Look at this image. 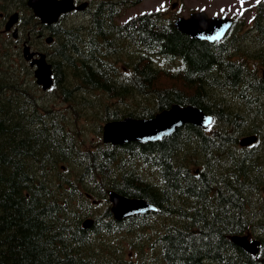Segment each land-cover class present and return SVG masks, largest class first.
<instances>
[{
	"label": "trees",
	"instance_id": "obj_1",
	"mask_svg": "<svg viewBox=\"0 0 264 264\" xmlns=\"http://www.w3.org/2000/svg\"><path fill=\"white\" fill-rule=\"evenodd\" d=\"M130 1L100 0L87 19L63 15L40 29L31 15L35 34L55 36L47 91L100 110L102 123L175 103L196 105L213 122L185 123L153 142L87 146L74 122L35 94L22 55L4 51L0 264H264V0L213 42L180 31L163 10L119 22ZM252 133L258 141L241 145ZM68 161L82 168L76 180L58 175ZM109 190L157 209L115 219ZM245 233L260 240L258 254L231 240Z\"/></svg>",
	"mask_w": 264,
	"mask_h": 264
},
{
	"label": "water",
	"instance_id": "obj_2",
	"mask_svg": "<svg viewBox=\"0 0 264 264\" xmlns=\"http://www.w3.org/2000/svg\"><path fill=\"white\" fill-rule=\"evenodd\" d=\"M33 12L40 17L43 23L49 25L58 21L61 14L73 9H83L86 3L78 6L74 0H27ZM18 11L9 15L5 29L10 30L19 21ZM233 23L230 16H210L205 10L192 12L188 17L178 16L173 24L180 31L200 40L215 41L221 39ZM220 33L218 39H209ZM13 35L17 37L18 28L15 27ZM47 42L53 37L46 38ZM24 56L34 68L37 84L44 90L49 89L54 83L52 63L47 59L44 51H32L29 44L23 48ZM264 78V68L262 69ZM213 121L210 113L203 111L196 105H181L175 103L151 117L126 116L122 119L109 120L103 126V140L113 144L125 143L129 140L140 142H153L171 135L185 123H192L207 128ZM257 140L256 134L246 135L240 139L241 145H250ZM112 203L111 209L116 219H123L137 214L156 210V205L141 197H128L114 190L109 192ZM92 218L84 221V226L92 225ZM231 240L252 254H258L260 240L252 237L250 233L234 234Z\"/></svg>",
	"mask_w": 264,
	"mask_h": 264
},
{
	"label": "rangeland",
	"instance_id": "obj_3",
	"mask_svg": "<svg viewBox=\"0 0 264 264\" xmlns=\"http://www.w3.org/2000/svg\"><path fill=\"white\" fill-rule=\"evenodd\" d=\"M84 1V0H82ZM90 2L89 8H94L100 0H87ZM136 1L134 4L132 2H126L125 6L122 8V14L119 16L118 21L123 22L134 16L137 13L142 12H150L154 10H163L166 12L168 16L172 19H175L178 16H189V14L193 11L204 9L208 12L209 15H229L239 17L241 19H246L247 21L251 20L254 12L256 3L259 0H133ZM3 1L0 0V13H3L4 17L0 16V56L4 51H7L8 56L12 58L15 54H17V58L19 54L22 53V42L25 38L29 39L30 44L33 49L48 51L49 58H52L50 55V51L53 49V46H48L43 39L36 40L35 37L32 36L33 33V23H29L31 19V11L27 8L26 0H20L16 2H7L4 5ZM9 3V4H8ZM3 7L5 9L3 10ZM2 9V10H1ZM88 10V9H87ZM87 10L78 11L76 13L70 14L67 17H64V21L66 23H78L83 19H87L88 12ZM14 11H19L22 15L23 22L22 25L19 24V39H15L11 32L4 31V24L6 21V17ZM242 13V14H241ZM247 23V22H246ZM252 23V22H251ZM251 23H247L250 25ZM38 28L41 25L37 26ZM14 59V58H12ZM25 64V63H23ZM29 65V64H28ZM27 67V66H26ZM30 69V68H28ZM27 68L25 70H28ZM262 69V68H261ZM30 74H26L27 76H31L35 78L32 70L30 69ZM36 83V81H35ZM36 85H38L36 83ZM40 88V86H39ZM36 87V95H40L43 97L45 103L53 109H57L60 112L64 113L70 121L73 123V128L77 132L79 140L87 146H94L98 142L102 141V132L98 133L99 125L102 124L101 119V111L93 110V112L89 113L86 110V106L79 102L74 103V106L62 99V96L59 94L51 93L42 88L39 89ZM49 90V89H48ZM96 100V99H95ZM77 101V100H76ZM100 101V99H99ZM100 109H103V102L100 101ZM74 108L76 110H74ZM103 142V141H102ZM69 162V161H68ZM68 162L63 163L61 172H58V175H68L71 179L76 180L80 173L82 174V168H79L76 164L70 165ZM62 171H65L62 173ZM82 189V186L80 190ZM105 204H101L100 208H97L94 212L98 214L101 210L104 209ZM108 206L111 207L110 201H108ZM93 217V216H92Z\"/></svg>",
	"mask_w": 264,
	"mask_h": 264
},
{
	"label": "snow or ice",
	"instance_id": "obj_4",
	"mask_svg": "<svg viewBox=\"0 0 264 264\" xmlns=\"http://www.w3.org/2000/svg\"><path fill=\"white\" fill-rule=\"evenodd\" d=\"M242 14V13H241ZM219 35H220V33H217V35L216 36H211V37H208L209 39H218L219 38Z\"/></svg>",
	"mask_w": 264,
	"mask_h": 264
},
{
	"label": "flooded vegetation",
	"instance_id": "obj_5",
	"mask_svg": "<svg viewBox=\"0 0 264 264\" xmlns=\"http://www.w3.org/2000/svg\"><path fill=\"white\" fill-rule=\"evenodd\" d=\"M75 1H76V4H78L82 0H75ZM1 16H3V14H1ZM23 42H25V41H23ZM23 42H22V44H23Z\"/></svg>",
	"mask_w": 264,
	"mask_h": 264
}]
</instances>
